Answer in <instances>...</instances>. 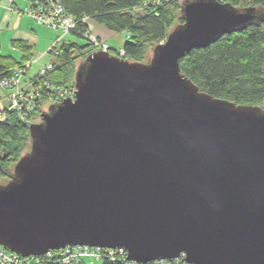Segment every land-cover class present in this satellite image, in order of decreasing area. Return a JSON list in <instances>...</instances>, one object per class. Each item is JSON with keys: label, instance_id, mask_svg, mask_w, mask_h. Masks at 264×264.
<instances>
[{"label": "water", "instance_id": "1", "mask_svg": "<svg viewBox=\"0 0 264 264\" xmlns=\"http://www.w3.org/2000/svg\"><path fill=\"white\" fill-rule=\"evenodd\" d=\"M183 22L133 61L94 50L74 96L29 125L0 183V245L123 248L140 263L264 264V107L214 97L179 59L264 18L255 6L181 0Z\"/></svg>", "mask_w": 264, "mask_h": 264}, {"label": "trees", "instance_id": "2", "mask_svg": "<svg viewBox=\"0 0 264 264\" xmlns=\"http://www.w3.org/2000/svg\"><path fill=\"white\" fill-rule=\"evenodd\" d=\"M236 7L255 6L264 10V0H220ZM65 10L76 18L75 27L69 32L73 38H63L53 56V67L43 79L56 86L74 88V74L78 65L94 51L87 40L88 21L103 24L113 32H125L122 49L124 57L133 61H147L148 52L164 40L170 29L183 19L181 0H62ZM77 37L80 40H75ZM19 49L16 58L0 51V78L15 66H22L34 57L32 45L23 39L11 40ZM115 48L108 49L115 53ZM77 59H81L77 63ZM180 72L202 90L214 97L228 99L237 104L261 106L264 100V18L243 29L222 34L205 47H195L179 59ZM36 79V78H35ZM34 79V80H35ZM41 100L33 117L41 111L47 100L48 89L42 87ZM264 107V106H262ZM39 115V114H38ZM14 110H7L0 121V176L9 180L18 158L29 150V125ZM43 264H60L44 259ZM70 264H89L85 260ZM94 264H124L122 259L104 258ZM141 264H188L182 256L162 262L148 261Z\"/></svg>", "mask_w": 264, "mask_h": 264}, {"label": "built area", "instance_id": "3", "mask_svg": "<svg viewBox=\"0 0 264 264\" xmlns=\"http://www.w3.org/2000/svg\"><path fill=\"white\" fill-rule=\"evenodd\" d=\"M158 1V0H157ZM0 8L16 11L18 14L30 16L36 23L47 26L59 32L54 39V47L48 49L51 58L41 65L32 75H28L29 69L34 59L26 62L22 66L13 67L8 74L0 78V88L4 90L6 104L0 110V121L6 117L7 110L16 111L25 122H33L32 115L36 112V105L41 100L42 87L48 89L47 100L49 103L60 101L64 97L74 96V88L56 86L48 80L43 79L36 84L38 78L44 76L53 67V56L59 53L57 48L59 42L76 25V18L65 10L62 0H26V5L19 6L17 0H0ZM83 19L88 20L84 17ZM87 40L92 44L94 50L108 51L110 45L95 31L88 29ZM128 37V35H126ZM120 54L124 53L122 48L118 49ZM25 77L28 79L25 80ZM36 78V79H35ZM35 79V80H34ZM26 83L24 84V82ZM104 258L122 259L124 264H141L126 257L123 248H107L89 245H66L59 249H50L40 255L21 256L8 248L0 245V264H43L44 259L60 264L78 263L85 260L89 264H94ZM180 258V257H179ZM178 259V258H176ZM174 260V259H172ZM159 260L156 262H162Z\"/></svg>", "mask_w": 264, "mask_h": 264}, {"label": "rangeland", "instance_id": "4", "mask_svg": "<svg viewBox=\"0 0 264 264\" xmlns=\"http://www.w3.org/2000/svg\"><path fill=\"white\" fill-rule=\"evenodd\" d=\"M17 3H18L19 6H24L25 7L26 0H17ZM12 12L18 14L16 11H12ZM23 15H24V18L27 19L30 22V24L33 26L31 28H33V30H34V31L32 30V32H34V33H32V35L30 37L31 42H33V44H34L33 45V49H32V51L34 53V57H33L34 62L32 63V65H31V67L29 69V72H28V75H31L41 65L45 64L51 58V54L48 53L47 51L50 48L52 50V48L54 47L55 44H53V42H54V39L56 38V36L59 34V32L54 30V29H51V28H49L47 26H44V25L36 23L30 16H28L26 14H23ZM67 37H73V35L68 33L66 38ZM74 38H75V40H79V42L81 40V39H79L77 37H74ZM125 38H127L126 35H125V32H123V31L122 32H113V36L108 38L106 42L112 48H115L117 51L115 53H110V54L116 55V56L121 57V58H125L124 57V53L120 54L118 52V49L122 48V45H123V42H124ZM97 50H99V49H97ZM0 51H1L2 54H12L14 56H18L19 55V51L16 50L15 48H12L10 46V44H8L6 42H5V44H2V46L0 48ZM150 55H151V51L148 52L146 60H148L150 58ZM80 61H81V59H77V63H79ZM26 79H28V78H26ZM25 83H26V81L24 82V84ZM49 104H51V102L49 103L48 101H46L45 103L42 104L41 111L38 113L39 115L37 114V116L34 118V120H35L34 122H39L40 121V117H39L40 113L42 111L47 110ZM262 106H264V100H263V102L261 104V107ZM6 180H7V178L0 176V183H6L7 182Z\"/></svg>", "mask_w": 264, "mask_h": 264}, {"label": "crops", "instance_id": "5", "mask_svg": "<svg viewBox=\"0 0 264 264\" xmlns=\"http://www.w3.org/2000/svg\"><path fill=\"white\" fill-rule=\"evenodd\" d=\"M89 29L95 31L99 34L103 39L107 41L108 38L113 36V31L109 30L103 24L97 23L92 19H88ZM33 27L30 22L24 18L22 14H16L10 10L0 8V48L2 44L8 43L12 48H15L11 44V40L13 39H23L26 40L28 43L32 45L33 49V42H31L30 37L32 35ZM34 31V30H33ZM67 35L64 37L66 38ZM68 39L73 37H67ZM19 51V49L15 48ZM33 52V51H32ZM21 52L19 51L18 56H14L16 58L20 57ZM32 75V74H31ZM30 76V75H27ZM27 77H25L26 80ZM0 110L5 106L6 99H5V92L3 89L0 88Z\"/></svg>", "mask_w": 264, "mask_h": 264}]
</instances>
